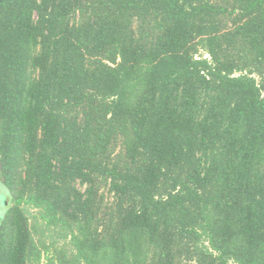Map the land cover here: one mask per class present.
Masks as SVG:
<instances>
[{
	"label": "trees",
	"instance_id": "16d2710c",
	"mask_svg": "<svg viewBox=\"0 0 264 264\" xmlns=\"http://www.w3.org/2000/svg\"><path fill=\"white\" fill-rule=\"evenodd\" d=\"M0 187V264H264V0H0Z\"/></svg>",
	"mask_w": 264,
	"mask_h": 264
},
{
	"label": "rangeland",
	"instance_id": "374dc122",
	"mask_svg": "<svg viewBox=\"0 0 264 264\" xmlns=\"http://www.w3.org/2000/svg\"><path fill=\"white\" fill-rule=\"evenodd\" d=\"M0 195H2V193H0ZM2 211H3V209L0 208V216H2V214H3ZM31 222L33 224L32 220H31ZM41 232H42L41 226L37 225V229L35 228L34 233L36 236V243L38 244V246L40 245V243H39L40 241L38 240L39 235L44 239L46 244H48L50 242V236L49 235L46 236V233H45V235L44 234L41 235ZM42 233H44V232H42ZM58 240H59L58 241V247L59 248L61 246L66 245V248L68 250L69 255L72 256V252L75 253L74 244L71 242V240L69 238H67L66 240H63V239H58ZM42 251H43L42 252V258H41L39 264H62L60 262L61 261V255H59V252H58V254H56L57 252L55 251V248L53 246L50 247L48 250L43 248ZM58 251H59V249H58Z\"/></svg>",
	"mask_w": 264,
	"mask_h": 264
}]
</instances>
